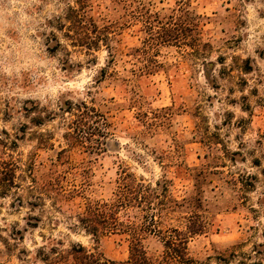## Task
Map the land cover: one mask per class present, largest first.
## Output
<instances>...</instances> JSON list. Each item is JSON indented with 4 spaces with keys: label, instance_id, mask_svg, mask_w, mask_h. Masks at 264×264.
<instances>
[{
    "label": "rangeland",
    "instance_id": "374dc122",
    "mask_svg": "<svg viewBox=\"0 0 264 264\" xmlns=\"http://www.w3.org/2000/svg\"><path fill=\"white\" fill-rule=\"evenodd\" d=\"M71 9L93 44L67 37L82 31ZM67 102L105 117L98 152L64 140ZM2 132L17 170L0 196V264L78 244L127 262L125 235L94 238L77 220L124 172L165 189L161 234L143 242L152 260L191 226L188 264H264V0H0Z\"/></svg>",
    "mask_w": 264,
    "mask_h": 264
},
{
    "label": "trees",
    "instance_id": "16d2710c",
    "mask_svg": "<svg viewBox=\"0 0 264 264\" xmlns=\"http://www.w3.org/2000/svg\"><path fill=\"white\" fill-rule=\"evenodd\" d=\"M73 20L82 31L74 36L67 35L74 44L85 46L93 44L87 24L83 25L84 14L70 10ZM163 39V38H161ZM176 40L168 38L163 42ZM153 38L145 42L150 48ZM104 70L101 73L104 74ZM62 112L70 115L67 132L63 138L68 143H80L84 148L98 152L101 147L106 145L108 126L105 117L93 106L85 102H67L65 107L60 108ZM40 123V122H39ZM15 147V142L10 140L6 132L0 135V196L4 197L10 190L16 187L14 179L17 170L16 163L11 151ZM118 186L113 193L110 202L93 201L84 197L86 203L82 213H79L77 220L82 229L94 238L105 233L121 234L127 237L129 243V259L124 264H188L187 243L193 235L201 233V229H195L191 226L186 227L185 231L171 229L168 234L162 236L164 252L161 260H152L148 257L143 246L145 236L160 233L153 211L161 214V202L165 196V189L157 183L162 192H157L143 183H138L130 174L124 172ZM32 183H36L32 180ZM53 184L51 181H45L38 184L39 190L44 194L52 195ZM38 189V187H37ZM61 188L59 189V193ZM85 191V190H82ZM123 216V217H121ZM39 260L42 264H112L106 260L98 247L92 251L85 249L81 245H74L69 250H59L56 246H51L46 253L40 250Z\"/></svg>",
    "mask_w": 264,
    "mask_h": 264
}]
</instances>
